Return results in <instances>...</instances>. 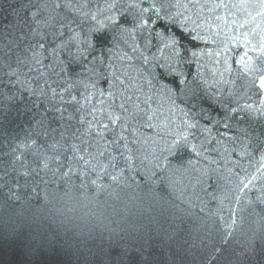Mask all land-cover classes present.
I'll return each mask as SVG.
<instances>
[{
    "label": "water",
    "instance_id": "1",
    "mask_svg": "<svg viewBox=\"0 0 264 264\" xmlns=\"http://www.w3.org/2000/svg\"><path fill=\"white\" fill-rule=\"evenodd\" d=\"M264 0H0V264H264Z\"/></svg>",
    "mask_w": 264,
    "mask_h": 264
},
{
    "label": "snow or ice",
    "instance_id": "2",
    "mask_svg": "<svg viewBox=\"0 0 264 264\" xmlns=\"http://www.w3.org/2000/svg\"><path fill=\"white\" fill-rule=\"evenodd\" d=\"M262 87H264V85H262Z\"/></svg>",
    "mask_w": 264,
    "mask_h": 264
}]
</instances>
